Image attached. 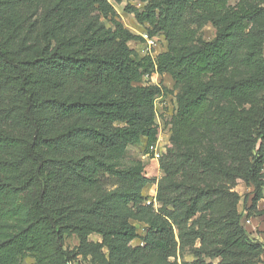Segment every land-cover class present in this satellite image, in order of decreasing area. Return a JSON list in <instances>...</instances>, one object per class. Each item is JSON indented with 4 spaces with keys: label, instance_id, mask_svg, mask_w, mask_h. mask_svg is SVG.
Masks as SVG:
<instances>
[{
    "label": "trees",
    "instance_id": "1",
    "mask_svg": "<svg viewBox=\"0 0 264 264\" xmlns=\"http://www.w3.org/2000/svg\"><path fill=\"white\" fill-rule=\"evenodd\" d=\"M206 7L222 9L219 0L127 6L139 32L165 42L151 60L128 46L144 41L139 33L106 26L107 0H0V220L25 215L0 236V264L25 255L79 264V253L94 255L91 233L108 245L104 264H178L170 258L184 245L193 259L182 264H262L264 244L245 228L235 186L252 188L248 211L264 197L262 32L248 26L264 9L230 12L203 40L190 25L204 24ZM12 39L20 51L38 42V53L13 57ZM235 66L254 71L233 78ZM153 68L183 84L172 145L159 159L157 209L140 206L153 195L140 162H122L128 146L157 139L162 89L140 84ZM213 140L218 150L198 152ZM139 213L153 220L142 232L132 222ZM73 232L79 252L64 244Z\"/></svg>",
    "mask_w": 264,
    "mask_h": 264
},
{
    "label": "rangeland",
    "instance_id": "2",
    "mask_svg": "<svg viewBox=\"0 0 264 264\" xmlns=\"http://www.w3.org/2000/svg\"><path fill=\"white\" fill-rule=\"evenodd\" d=\"M113 5V10L107 19L101 18L106 26H110L111 20H115L121 23L124 28H127L131 33L137 34L141 28L136 24L134 15L127 10V6H133L136 9H141L147 0H119L113 1L109 0ZM222 5L220 11H215L211 7H206L201 12L204 15L206 21L202 26L196 27L195 25H190V28H194L196 36H199L203 40H211L225 20L229 17L230 12L237 11L241 7L252 8L260 7L264 9V0H219ZM248 26H254L262 32L260 38V43L262 45V55L264 57V14L255 19L252 22L248 23ZM154 37L158 45L155 49V53L161 51L165 47V42L160 40L157 34ZM192 46L197 42L195 40L191 41ZM19 40H10L8 47L10 53L13 57H23L27 55H35L38 53V42L30 49L26 51H20L18 48ZM128 46L133 50L134 56L136 58H150L153 60V56L149 54V51L152 50V47L149 48L146 42L140 39H133L128 42ZM253 69H242L241 67L230 68L231 77L236 78L245 74L252 73ZM141 85H157L162 89L161 95L156 97L154 100V127L157 130V139L161 146L162 154L172 145L171 134L174 127V114L178 107V96L181 92V86L183 84H176L175 81L168 74L158 73L154 68L148 74H145L141 77ZM213 148L218 150V143L216 141H206L201 146L197 147L198 152L204 154L208 149ZM133 161H139L142 165L144 174L153 180L150 182L146 192L149 194H154L157 192V180L163 175V172L160 168L159 161L154 160L150 154L147 153L146 149V139L141 138L140 142L134 145H130L125 150L122 156V162L126 165ZM235 190L240 194V200L238 203V211H246L245 204L249 203V198H252L251 189H249L243 182H239L235 186ZM250 196V197H249ZM245 199V202H244ZM251 202V199H250ZM260 206L250 209L246 217H251L254 225L248 229L251 234H258L262 237L264 242V200H260ZM159 201L156 199V205L153 206L154 209L159 208ZM141 208L147 206L146 199L140 204ZM244 207V208H243ZM251 211V212H250ZM24 212L19 216L13 219H3L0 220V236L7 233L15 231L17 228L23 226L24 224ZM132 220L135 227H137L138 232H142V227L148 225L152 220L151 215H146L144 213H139ZM87 243L93 249L92 254L83 255L79 253L78 262L79 264H104L109 257V248L107 243L102 239V236L97 233H91L87 237ZM134 243V240L132 241ZM65 246L68 248H73L75 251L79 252V237L77 233L73 232L66 236ZM193 259V256L190 254V248L188 245L182 246L175 257L170 258V260H175L178 264L183 262H190ZM207 261L213 263L217 259L211 260L206 258ZM21 264H34V259L30 255H25L21 259ZM262 264H264V257L262 259Z\"/></svg>",
    "mask_w": 264,
    "mask_h": 264
},
{
    "label": "built area",
    "instance_id": "3",
    "mask_svg": "<svg viewBox=\"0 0 264 264\" xmlns=\"http://www.w3.org/2000/svg\"><path fill=\"white\" fill-rule=\"evenodd\" d=\"M107 1L109 2V0H107ZM138 33L142 36L144 42H146V44H148L149 48L152 47L153 51L150 50L149 54L154 57L158 53V52L155 53V49H156V47L158 45L157 40L154 37L149 36L148 33H146V32H138ZM147 153L150 154V156L154 160L159 161V159H160V157L162 155V150H161V146L159 144V140L158 139H156V141L154 143H152V144H150L148 146ZM154 196H155V193L153 195H151L146 200V204H151L152 203L153 206H155L156 205V200H155Z\"/></svg>",
    "mask_w": 264,
    "mask_h": 264
},
{
    "label": "crops",
    "instance_id": "4",
    "mask_svg": "<svg viewBox=\"0 0 264 264\" xmlns=\"http://www.w3.org/2000/svg\"><path fill=\"white\" fill-rule=\"evenodd\" d=\"M247 187H248V186H247ZM248 188L251 189V191H252V188H251V187H248ZM249 197H250V196H249ZM250 199H251V197L249 198V203L246 202V204H245V207H246V208L251 204ZM261 200H264V197H263ZM259 202H260V201H258L256 207H259V206H260ZM243 208H244V207H243ZM262 210H263V209H262ZM246 211L248 212V210H246ZM246 211H244V215H243V217H242V222H243L245 228H246L247 231H248V229H249L250 227H252V226L254 225V223H253V220H252L251 217H246V215L249 214V213H246ZM250 212H251V211H250ZM249 232H250V231H249ZM250 236L253 237L255 240H258V241H260V242H262V243L264 244V242H263V240H262V237L259 236L258 234H256V233H255V234H251V233H250Z\"/></svg>",
    "mask_w": 264,
    "mask_h": 264
}]
</instances>
